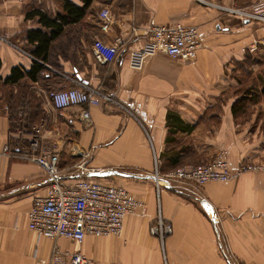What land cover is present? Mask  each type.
Returning a JSON list of instances; mask_svg holds the SVG:
<instances>
[{"label": "crops", "instance_id": "0c3cea01", "mask_svg": "<svg viewBox=\"0 0 264 264\" xmlns=\"http://www.w3.org/2000/svg\"><path fill=\"white\" fill-rule=\"evenodd\" d=\"M67 1L85 5L0 0V264H53L54 245L64 254L62 264H71L66 252L76 251L93 264H264V173H239L242 164L264 159V25L243 23L197 0H92L84 19L52 43L42 73L48 80L25 78L5 91L1 87L14 68L30 71L37 61L26 50L34 47L28 33L48 32L39 17L28 15L57 18ZM206 1L250 10L260 0ZM103 8L113 19L107 33L99 28ZM178 23L201 33L203 47L194 61L158 54L142 70L130 67L129 52L147 41L152 26ZM120 36L125 44L119 56L99 64L94 39L113 44ZM77 82L115 103L54 109L49 94ZM12 106H25L32 127L42 130V145L59 153L67 184L103 179L146 204L125 218L120 236L38 242L28 213L33 198L48 194L49 182L41 166L13 155L17 148L27 150L29 138H17ZM83 109L91 121L80 119ZM76 149L88 153L89 169L110 174L92 177L79 170L84 159ZM223 150L229 152V182L209 183L200 192L177 183L158 186L156 172L165 178L177 168L209 163ZM160 217L173 228L164 243L150 234Z\"/></svg>", "mask_w": 264, "mask_h": 264}, {"label": "built area", "instance_id": "2783aa9c", "mask_svg": "<svg viewBox=\"0 0 264 264\" xmlns=\"http://www.w3.org/2000/svg\"><path fill=\"white\" fill-rule=\"evenodd\" d=\"M197 1L237 16L243 23L258 22L264 25V1L260 0L250 10L227 8L206 0ZM99 19L100 30L107 33L113 22L111 11L103 8ZM137 31V28H132L134 37L138 36ZM124 44L125 39L122 36L116 38L113 44H107L96 37L92 45V53L99 64L108 65L116 60ZM202 47V36L196 26L181 23L154 25L148 30L147 41L137 42L129 52V64L134 70H142L146 61L158 54L182 62H192L197 58ZM49 96L56 110L97 107L102 102L115 103L111 96L100 94L79 82L71 88L52 91ZM80 119L85 122L91 121L89 109H83ZM15 134L17 138H29V143L26 151L17 148L13 155L41 166L49 182L48 194L45 197L33 198V205L28 213L29 229L36 234L38 242L42 240L55 242L65 238L71 242L82 243L88 236L118 237L122 234L125 218L145 210L146 204L121 185L94 178L77 179L67 184L62 179L59 168L60 155L56 150H49L42 145L40 128H19ZM20 143L17 142L16 147L20 146ZM11 149L10 145L6 148L7 151ZM75 154L81 155L84 159L79 165V170L85 173L102 172L86 166L88 153L76 149ZM246 172L264 173V159L242 164L239 173ZM232 177L229 152L226 150L219 152L209 163L177 168L165 178H160L157 172L155 175L158 186L177 183L190 185L198 192L209 183H226ZM172 233V226L161 217L150 227V234L159 238L162 243ZM63 255L60 248L54 245L52 263L62 264ZM66 255L70 257L71 264H93L80 251L66 252Z\"/></svg>", "mask_w": 264, "mask_h": 264}, {"label": "trees", "instance_id": "16d2710c", "mask_svg": "<svg viewBox=\"0 0 264 264\" xmlns=\"http://www.w3.org/2000/svg\"><path fill=\"white\" fill-rule=\"evenodd\" d=\"M85 5L83 7L76 6L75 4L67 1L65 4V14L59 15L57 18H50L42 12L36 11L28 15L27 18L32 19L39 17L40 25L45 28L48 32H44L42 29L31 30L28 33V42L33 45V48H27L30 55L34 57L37 61L34 62L33 67L30 71H23L22 69L16 67L12 70L10 76H8L1 88L5 91L14 86H19L22 84V80L25 78L30 79L32 82H42L43 80H48L46 76H42L45 68L44 63H48L50 58V51L52 43L60 37L65 31V29L73 24L81 22L90 7L92 0H83ZM2 68V61L0 60V70ZM8 88V89H7ZM23 88H26L24 86ZM248 90V86L244 90ZM10 97V93H8ZM10 98V100H12ZM25 106L11 107L10 118L11 125L16 130L19 128H28L35 125L34 120L30 119L28 116Z\"/></svg>", "mask_w": 264, "mask_h": 264}, {"label": "water", "instance_id": "95a60500", "mask_svg": "<svg viewBox=\"0 0 264 264\" xmlns=\"http://www.w3.org/2000/svg\"><path fill=\"white\" fill-rule=\"evenodd\" d=\"M109 174H110L109 172H94L91 175H92V177H104V176H107Z\"/></svg>", "mask_w": 264, "mask_h": 264}, {"label": "rangeland", "instance_id": "374dc122", "mask_svg": "<svg viewBox=\"0 0 264 264\" xmlns=\"http://www.w3.org/2000/svg\"><path fill=\"white\" fill-rule=\"evenodd\" d=\"M240 78H242V75H240ZM245 78V77H244ZM248 86V83H247V85L245 86V88Z\"/></svg>", "mask_w": 264, "mask_h": 264}]
</instances>
